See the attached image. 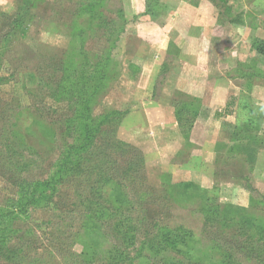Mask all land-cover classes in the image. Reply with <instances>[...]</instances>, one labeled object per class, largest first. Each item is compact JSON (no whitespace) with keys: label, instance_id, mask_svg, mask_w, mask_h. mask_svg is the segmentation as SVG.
<instances>
[{"label":"rangeland","instance_id":"obj_1","mask_svg":"<svg viewBox=\"0 0 264 264\" xmlns=\"http://www.w3.org/2000/svg\"><path fill=\"white\" fill-rule=\"evenodd\" d=\"M78 3L79 0H0V210L3 214L16 212L15 201L21 180L27 178L28 173L35 179L49 177L54 170L52 166L64 150L59 136L54 143L49 141L46 135H40L36 122L39 117H43L47 126L53 125L50 128L53 130L58 127V116L67 112L65 103H56L51 98L53 89L50 90L47 83L52 82L54 86L61 79V73L56 70L63 67L65 62L69 66L78 64L77 58L68 57L65 52L72 49L67 27L73 21ZM226 4L232 14L230 20L222 21L220 29L214 33L216 40L211 43V52L203 54L201 64L205 66L206 60H209L210 67L215 66L221 55L219 50L223 47L225 52L222 55L226 58L223 77L240 87L244 99L249 98L250 104L261 112L264 109V57L258 56L254 47L264 46V0H226ZM129 5L130 0H107L105 7L101 8L104 15L112 20L115 18L117 26L121 22L117 21L116 14H108L107 10L121 8L124 11L126 23L120 41L112 52L114 61L121 62L123 73L126 72L125 62L138 61V56H142L147 49V42L137 38L134 15ZM217 11L221 13L224 10ZM106 34L107 29L101 28L96 37ZM80 48L82 52L89 53V59L97 64L107 53L108 44L102 39H90ZM131 72L122 73L109 84L106 95L101 97L93 111L94 117L102 115L108 108L126 113L120 122L109 125L108 139L97 138V147L105 148L109 145L108 151L107 148H100V151L92 152L95 165L107 173L106 198L97 201L98 204L114 202L117 184L121 181L126 189L129 186L130 191L132 188L138 195L151 191L150 202L145 205L133 204L134 211H147L156 216L159 214L158 221L161 224H168L171 220L172 224H176L184 219L185 224L201 237L203 223L197 208L198 198L203 193L194 190L191 192L193 195L180 198L173 186L180 182L191 183L200 187L217 203L245 210L246 215H238L234 224H244L247 220L251 225L264 224V150L259 151L253 164L245 148L232 144L234 120L226 121L218 127L210 124L202 128V131H194L193 125L187 137L185 132L188 125L184 127L183 133L179 132L173 106L165 110L158 104H139L122 110L121 105H125L126 99L132 96L129 95L130 87H133L131 83L136 80L137 72ZM39 82L42 88L37 91ZM155 82L152 93L154 101L159 97L164 84L158 78ZM179 99L190 106L194 105L182 97ZM242 122V119L238 120L239 124ZM258 127V135L264 139V117ZM120 142L138 150L143 158V163L138 159L133 161L137 163L132 175L133 186L130 181L127 182V178L125 180V177H120L123 170L119 169L125 167L124 162H127L126 151L122 153L123 158H120V151H112V146L116 149ZM207 144H218V148L211 149L209 153L210 150L203 148ZM7 145H14L15 152L8 149ZM30 147L38 153L35 157ZM103 153L109 155L111 165L109 162L105 166L101 164ZM22 160L26 163L30 160L34 165H28V169L24 170L21 164H17L22 163ZM77 189V185L67 187L65 191L62 189L60 203L65 198V204L60 209L55 206L35 212L28 211L27 215H18L11 222L16 224L22 240L28 239L32 230L36 232L34 236L37 239L34 237L33 240L41 247L37 253L44 255V251L54 246L50 242L53 229L45 228L43 224H58L55 217L73 206L78 212V200L83 193L75 195ZM108 207L110 205L106 202L104 208ZM115 208L122 210L123 206L116 203ZM116 218L117 215L113 213L108 224ZM233 232V229L227 231L228 236ZM14 236L10 240L16 250L20 242L17 243ZM247 236L244 235L243 240ZM205 247L204 243L200 246L203 249ZM81 250V245H77L73 251L79 253ZM218 256L214 253L209 255L211 260ZM42 259L45 264H61L60 260L53 262L46 255ZM0 264L9 262L0 261ZM242 264L257 263L244 261Z\"/></svg>","mask_w":264,"mask_h":264},{"label":"trees","instance_id":"obj_2","mask_svg":"<svg viewBox=\"0 0 264 264\" xmlns=\"http://www.w3.org/2000/svg\"><path fill=\"white\" fill-rule=\"evenodd\" d=\"M106 1L79 0L78 7L73 13V21L67 27L72 49L65 52L68 57L77 58L78 64H75L78 66L76 67L75 64L69 66L70 64L65 62L63 67L56 70L61 73V79L56 81L54 86L50 80L51 83H47L48 88L53 89L51 98L56 103H65L67 112L58 116V127L53 130L50 129L53 125L47 126L43 117H39L36 122L40 135H46L53 143L58 135L64 150L52 166L54 170L49 177L35 179L31 173H28V177L21 180L15 201L16 212L3 214L0 210V261L9 264H45L42 258L46 255L53 262L60 260L61 264H242L244 261L264 263V224L251 225L248 220L244 224H234L238 215L240 216L241 213L246 215L245 210L221 205L215 199L208 197L200 187L191 183L180 182L173 186L180 198L193 195L191 192L194 190L203 193L198 198L197 208L203 223L201 237L185 224L184 219L176 224H172V220L168 224H161L158 221L159 214L156 216L147 211H134L133 204L145 205L150 202L151 191L138 195L139 193L136 194L131 188L132 194H130L129 186L126 189L121 181L117 184L114 202L105 201L110 205L109 209L104 208L105 203L98 204L99 200L106 198L107 173L95 165L92 152L106 148L108 151L109 145L105 148L97 147V138L108 139L109 125L120 122L126 114L108 108L106 109L108 111L98 117L93 115L101 97L106 95L109 84L123 73L121 62L114 61L115 56L112 52L120 41L126 18L121 8L107 10L108 14H116L117 21L121 22L120 26H117L115 18L112 20L104 15L101 8L105 7ZM214 1L218 2L215 3V7L222 8L224 12L230 11L226 0ZM163 9L164 5L160 0H145V10L141 16H148L155 21ZM141 16H134V22ZM101 28H106L108 34L96 37ZM90 39H102L108 44L107 53L98 60L97 64L89 59L91 57L89 53L82 52L80 48ZM254 48L258 56L264 57V46ZM125 65L126 72L123 74L133 70L136 72V67L130 60H127ZM168 68L169 64L165 63L160 70L158 80L161 79L162 83L165 81ZM41 88L39 82L37 91ZM178 97L191 101L194 105L190 106L184 100H177ZM234 103L235 101H232L229 105L234 107ZM170 104L175 108L179 132L183 133L184 127L188 125L185 132V136L188 137L187 132L192 129L200 115L199 102L176 92ZM233 111L234 131L231 142L240 148H245L254 164L259 151L264 150V139L258 135V124L262 122L264 109L259 112L250 104L249 98L245 100L242 95ZM239 119L243 120L241 124L238 123ZM33 135L36 137V134ZM239 143L241 144L238 145ZM7 147L14 151V145ZM217 148L218 144L215 145V149ZM29 149H32L33 157L38 154L34 148ZM113 150L121 152L120 158H123L122 153L126 151L127 162H124L125 167L119 169L123 170L120 177H125V180L127 178V182L130 181L133 186L132 175L137 165L133 161L138 159L143 163L141 153L121 142L116 145V149L112 146ZM109 158L108 154L103 153L100 158L101 164L105 166L109 162L111 165ZM27 162L22 160V163L17 164H21L22 169L26 170L28 165L29 167L34 165L30 160ZM75 185L78 187L75 195L83 193L78 200L80 205L77 208L78 212L73 206L72 209L63 210L55 217L58 224H43L45 228L53 229L50 232V242L54 246L49 247V251H44V255L37 253L41 247L33 240L34 237L37 239L34 236L36 232L32 230L28 239L22 240L16 224L11 222L16 220L18 215H27L28 211L35 212L55 206L60 209L65 204V198L62 204L60 203L62 189L65 191L67 187ZM116 203L122 204L123 209H116ZM113 213L117 218L108 224V219L113 217ZM230 214L232 216H229ZM230 229L234 232L228 236L227 231ZM244 235H248L245 240H243ZM11 236L15 237L17 243L20 242L16 250L12 246ZM202 243L206 246L204 249L200 248ZM77 245L82 247L79 253L73 251ZM210 253L219 255V258L211 260Z\"/></svg>","mask_w":264,"mask_h":264},{"label":"crops","instance_id":"obj_3","mask_svg":"<svg viewBox=\"0 0 264 264\" xmlns=\"http://www.w3.org/2000/svg\"><path fill=\"white\" fill-rule=\"evenodd\" d=\"M164 9L153 21L148 16H141L145 10V0H130L129 8L134 16H141L135 22L137 38L147 42L146 52L132 61L136 67V80L131 83L129 99L121 109L144 104L156 105L162 109L171 108L173 94L178 92L199 102L200 115L193 130L212 124L221 126L226 121L234 120L233 110L241 100V89L223 76L225 52L221 47L220 57L215 66L210 67L209 60L201 64L203 54H210L212 41L216 40L222 21H229L230 11L219 12L214 0H160ZM208 44L206 46V43ZM169 64L162 91L152 100L153 87L161 68ZM129 92V91H128ZM235 101L234 107L229 105ZM156 102V103H155ZM123 103V102H122ZM217 124V125H216ZM217 141V140H216ZM205 144V140H204ZM203 148L215 149V144Z\"/></svg>","mask_w":264,"mask_h":264}]
</instances>
